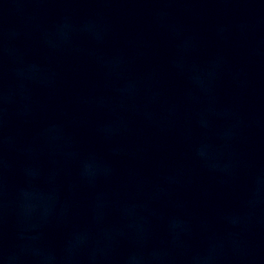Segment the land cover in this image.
Instances as JSON below:
<instances>
[{
  "label": "clouds",
  "instance_id": "1",
  "mask_svg": "<svg viewBox=\"0 0 264 264\" xmlns=\"http://www.w3.org/2000/svg\"><path fill=\"white\" fill-rule=\"evenodd\" d=\"M21 255L15 250H9L7 252L0 250V261H4V264H19Z\"/></svg>",
  "mask_w": 264,
  "mask_h": 264
}]
</instances>
